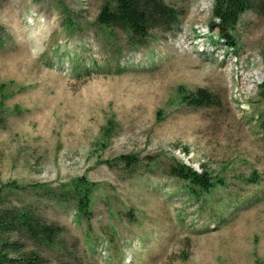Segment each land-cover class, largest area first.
<instances>
[{"label":"rangeland","instance_id":"obj_1","mask_svg":"<svg viewBox=\"0 0 264 264\" xmlns=\"http://www.w3.org/2000/svg\"><path fill=\"white\" fill-rule=\"evenodd\" d=\"M105 1L0 0V211L64 228L49 264H264V15L201 55L213 0H164L179 22L137 46L97 23ZM199 88L220 105L181 99ZM171 160L222 184L190 197Z\"/></svg>","mask_w":264,"mask_h":264},{"label":"trees","instance_id":"obj_2","mask_svg":"<svg viewBox=\"0 0 264 264\" xmlns=\"http://www.w3.org/2000/svg\"><path fill=\"white\" fill-rule=\"evenodd\" d=\"M244 11L264 15V0H213L212 16L216 22L210 23L211 29H216L217 34L231 45L232 33ZM179 17L178 9L164 0H106L100 7L97 23L106 28L123 30L130 43L137 46L143 44L150 31L155 28L162 31L173 30ZM66 26L69 27L68 21ZM258 96L264 100V80L258 86ZM181 99L195 108L220 105L217 94L200 88L183 94ZM166 174L182 182L188 196L194 198L207 194L222 184L220 179L210 173L197 172L178 160H171L167 164ZM255 180L256 175L253 173L250 181ZM88 191L89 188L78 181L73 184L71 198H68L77 201V214L80 218H85L89 211ZM55 193L61 195L62 191ZM63 231L62 226L46 223L27 208H7L0 211V264H49L43 250H64L65 241L61 236ZM28 245L32 247L29 248ZM70 257L74 259V263L68 264H80L75 254Z\"/></svg>","mask_w":264,"mask_h":264},{"label":"bare ground","instance_id":"obj_3","mask_svg":"<svg viewBox=\"0 0 264 264\" xmlns=\"http://www.w3.org/2000/svg\"><path fill=\"white\" fill-rule=\"evenodd\" d=\"M201 30H204V29H201Z\"/></svg>","mask_w":264,"mask_h":264}]
</instances>
